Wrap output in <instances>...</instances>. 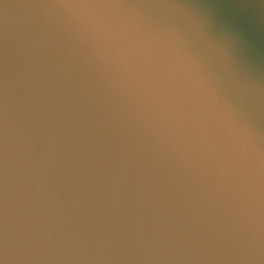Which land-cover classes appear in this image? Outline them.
<instances>
[{"label": "water", "instance_id": "obj_1", "mask_svg": "<svg viewBox=\"0 0 264 264\" xmlns=\"http://www.w3.org/2000/svg\"><path fill=\"white\" fill-rule=\"evenodd\" d=\"M0 264H264V0H0Z\"/></svg>", "mask_w": 264, "mask_h": 264}]
</instances>
